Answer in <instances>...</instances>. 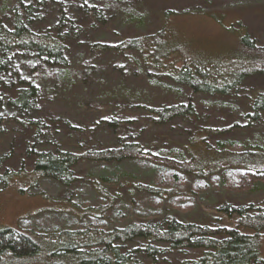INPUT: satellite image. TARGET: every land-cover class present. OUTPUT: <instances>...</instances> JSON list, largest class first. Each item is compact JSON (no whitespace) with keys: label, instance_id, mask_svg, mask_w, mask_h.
<instances>
[{"label":"rangeland","instance_id":"obj_1","mask_svg":"<svg viewBox=\"0 0 264 264\" xmlns=\"http://www.w3.org/2000/svg\"><path fill=\"white\" fill-rule=\"evenodd\" d=\"M90 1L103 11L105 23L82 24L79 43L71 45L70 68L65 77L44 81L37 88L35 103L29 111L0 102V118L5 122L0 135V175L8 172L13 176L7 186L0 183V231L25 227L87 228L90 220L107 222L110 229L123 228L134 222L145 223L147 220L141 214L146 213L155 214L150 217L155 219L225 226V216L219 212L222 207L263 203L264 187L260 185L249 192H229L206 179L203 182L211 187L192 194L196 178L188 176L184 182L186 193L178 208L172 210L166 204L169 200H163L156 214L157 204L144 191L145 186L151 185L154 172L141 161L81 163L75 168L76 182L68 188L48 180L30 184L33 157L26 154L28 149L78 152L132 142L154 153L181 150L189 158L197 151L207 149L213 153L224 149L222 144L235 142L243 150L264 153V114L249 126L243 119L248 113L247 102L264 93V76L246 80L229 98L191 96L186 88L176 91L166 82L154 80L143 62L131 53L117 57L88 48L89 44L117 45L124 39L164 29L168 40L182 46L188 57L225 65L232 61L243 36L264 49V0ZM46 9L44 21L33 29L45 30L55 24L56 11L48 5ZM72 14L79 20L83 18L77 6ZM261 63L264 68V57ZM33 66L32 59L17 57L0 77L1 87L6 89L4 94L13 96L15 91L29 88ZM189 97L195 106L192 120H175L164 127L150 125L148 108L183 103ZM19 120L39 124L38 133L19 126ZM111 123H115L114 127ZM233 124L239 127L224 133ZM200 139L206 142L204 147ZM35 243V253L14 261L40 262L54 250V239L38 236ZM143 245L140 241L126 244L123 252L138 250L132 258L149 264L151 259L139 251ZM198 255L196 251L166 253L156 257V264H180Z\"/></svg>","mask_w":264,"mask_h":264},{"label":"trees","instance_id":"obj_2","mask_svg":"<svg viewBox=\"0 0 264 264\" xmlns=\"http://www.w3.org/2000/svg\"><path fill=\"white\" fill-rule=\"evenodd\" d=\"M0 0V77L5 75L17 57L30 58L34 62L33 81L26 90H17L13 96L4 94L0 82V102L6 101L19 111L33 108L38 87L44 81L62 79L70 68L71 45L79 43L82 24L105 23L103 11L90 0ZM56 11L57 20L48 29H33L46 17V6ZM74 6L80 8L83 18L72 14ZM164 29L148 36L124 39L117 45L89 44L91 51L126 57L129 53L139 58L154 80L166 82L173 90L186 88L190 95H203L224 99L232 97L242 84L257 76H264L261 59L264 49L256 46L247 36L238 40V48L225 65L205 58L188 57L184 48L174 44ZM186 56V57H185ZM183 103L148 108L151 126L164 127L175 120H192L195 106L189 97ZM243 119L247 126L255 124L264 114V93L254 95L247 102ZM15 121V120H14ZM0 118V135L4 131ZM23 128L38 133L40 126L34 121L16 122ZM115 123H111L114 127ZM239 126L233 124L224 130L228 133ZM204 147L206 142L200 139ZM222 150L213 153L207 149L191 154L189 158L181 150L151 152L143 150L138 143H122L114 148H90L83 151H40L31 149L26 154L33 157L30 184L48 180L68 188L76 182L75 168L81 163L119 164L141 161L152 168L154 179L146 191L157 204L160 212L163 200L172 209L185 196L188 176L196 178L190 193L206 192L214 186L229 192H249L264 187V153L260 150H243L240 144H222ZM2 158H0V161ZM218 173L220 176L217 177ZM13 176L0 175V183L7 186ZM210 180V181H211ZM185 182V183H184ZM186 193V192H185ZM225 216V226H202L180 223L170 219L150 218L155 214H141L145 223L134 222L128 227L110 229L107 222L90 220L84 226H67L50 229L20 228L0 231V262L17 264L15 259L30 256L38 249V236L55 240L54 250L40 262L28 264H143L132 258L138 250L123 252L124 246L140 241L139 250L149 264H156V257L166 253L196 251L194 259L180 264H264L262 243L264 240V202L245 207L224 206L219 210ZM71 225V224H70ZM81 227V228H80ZM83 227V228H82ZM161 245V246H158ZM26 264V263H18Z\"/></svg>","mask_w":264,"mask_h":264}]
</instances>
